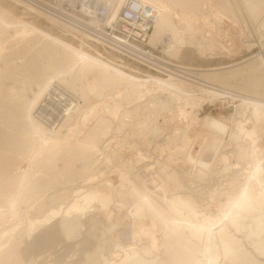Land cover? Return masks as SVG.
I'll list each match as a JSON object with an SVG mask.
<instances>
[{"label": "bare ground", "instance_id": "bare-ground-1", "mask_svg": "<svg viewBox=\"0 0 264 264\" xmlns=\"http://www.w3.org/2000/svg\"><path fill=\"white\" fill-rule=\"evenodd\" d=\"M75 1L76 0H69V2ZM100 1L101 0H97L95 2ZM127 1L128 0H124L122 3H120L119 0L101 1V4L103 3V5L109 9L107 17L101 18L96 13H93L88 20L89 23L93 27L101 28V30L106 25H112L113 28H118L119 13ZM136 1L141 4L140 13L144 14L146 16L145 18L149 19L152 23L151 31L149 35H147L146 41L141 44L137 43L136 46L131 44L126 46L124 44L126 40H122L123 37L115 33L114 37L111 38L109 35H104V40H101V38H97V36L91 33L82 31L73 24L63 21L62 19L60 20L66 27L70 26L76 36H79L81 39L87 40L88 42H94V39H100L103 44L106 43V46H112L114 50H110L112 53L115 51L122 53L123 50L121 48L123 47L133 49L136 53H133L134 55L128 54V56L140 60L161 74L169 75V73H176L181 77H183L184 74H188V78L190 75L195 74L197 77L203 76L215 81H224L225 77H231L228 81H233L236 77H242L240 74H247V72L250 73L253 71L261 97H251L249 98V100H251L242 106L252 108L255 117L258 120H264V53H260L254 57L252 62L244 68L240 67L238 69L229 70H222V68L210 70L203 69L200 71L194 70L196 72H193L185 68L182 69V67L167 60L164 56L159 57L154 54L155 51L153 50V48L157 47L152 45L154 41L159 40L161 37L164 39L172 37L177 46L174 47L173 45H169L167 48L169 42H173L167 40L166 48L169 53L176 57L179 56L182 51L181 48L186 41V37L184 36L186 27L184 28L182 25L185 24L184 22L188 18H192L194 15H201L199 12L202 10L210 12L216 7L222 14L227 15L230 13L228 15L232 16L235 14L234 10H232L233 7L238 5L234 4L232 7V5H228L229 3L226 2L227 0H219L220 2H216L217 0H212V2L210 0H152L156 2V8L154 9L156 10L155 14L157 17L156 21H154V19L150 17L152 14L149 15L151 13V7L145 5L141 0ZM242 2L245 3L243 4ZM240 3L241 6L247 5V8H242L243 10L246 8V11L249 12H246V15L250 14L249 16H254V20L255 15L259 18L260 14L264 12V0H244ZM90 7L91 6H86L87 9ZM158 7L160 8L158 9ZM238 8L239 7L236 9ZM93 9L95 11L96 7H93ZM0 18H2L3 21L8 20V16L4 12H1ZM79 18L85 19V16L79 15ZM260 27L263 29L264 23L261 24ZM260 27L259 29H261ZM23 32H26V30ZM30 32L32 33L31 30ZM35 35H39L42 37L41 39L45 40H43L44 43H42V45L40 43V46H38V41H40L38 39V47L36 49L33 47L35 51L33 48L34 52L29 50L33 53H30L32 54L31 57L29 54L30 60L26 59L28 57L26 56L28 52L25 54L22 52V50L26 49L21 48H25L26 46H23V44L26 45L31 41L29 40L28 42L27 40L28 43H23L21 47L18 45L19 50L26 56V58L23 56L26 62H23L20 66L11 68L12 70H6L7 68H5V66L4 68L6 71L0 69V221L5 218V213L14 205L15 198L18 194L21 195L23 199H28L42 194L43 191L53 186L57 181L72 182L81 177H87L86 180H88V182L95 179L96 176L94 177L93 174L94 172L97 173L96 171L101 167H98V165L110 159L108 154L105 153V149L111 142L110 137L112 135L109 134L112 132L111 129L113 127L111 119L112 116L118 115V108L123 101L122 98L125 97L124 99L137 100L143 97L141 93H145L139 92V90H146L138 84L136 79L127 76L114 67L101 63L94 57L85 53L82 49L73 48L60 39L49 37L44 33ZM35 35L33 36L34 38L36 37ZM23 40L22 42H26ZM187 43H189V46L197 44L196 41L189 42V40L186 41V44ZM196 46L198 48L199 45L197 44ZM16 47L17 46H15V49ZM18 47L16 49L17 51ZM12 49L11 51H13ZM20 51L17 56L21 54ZM5 54L7 55L5 56L6 63L8 61L12 63L11 57H13L15 53L12 55L6 52ZM117 57L122 63L126 62L124 56L119 55ZM11 63L9 64L10 66L13 65V63ZM9 65L7 64L6 66ZM60 73L64 74L62 75L63 77L66 76L65 79L62 77L63 82H66L65 85H68V87L74 90V93L75 91L78 92V98H74L73 95L70 96L72 100L75 99V101H77L72 102L74 104L76 103L77 106L76 109L71 110L70 106L72 105L69 101V97L67 100V96H65L70 106L68 105L69 107L67 108L64 106L66 109L60 110L61 113L58 115L57 119L64 120L66 115H71L76 116V120L74 119L75 121H72L71 130L68 129L69 134L73 132L71 135L64 136L57 140H50L49 137L48 140L47 132L49 130L46 129L43 122L40 123L41 121H36L32 115V110L34 106L36 107L35 104L39 100V95L43 92L45 93V90H47L43 88L47 85L50 86L52 79L55 77H59L60 79ZM19 74L22 79H19ZM9 77H18L19 81L21 80V82L23 81V83L25 82L27 85L32 82L38 86L36 87L38 89V94L36 92L37 95L31 99L25 98L24 92H26L27 89L23 91L25 88H22L21 90L23 83L19 82L22 84L20 85L18 82H15V78V80H13L15 85L18 83L21 86L20 89L17 87V90L21 91L18 92L19 98L17 100L14 99L16 96L14 97L13 95H17L16 92H13L14 89L8 90V88H5V80H8ZM179 79H173L171 84L165 83L164 80H157L155 87H157V89L170 88V90H175L178 84L177 89H179L180 83H186ZM224 82H227V80ZM229 83L230 82H228V84ZM177 89L175 91H177ZM105 92H109L108 94L113 95L112 99H110L114 100L112 103L113 106L101 100ZM51 93L54 94L52 91ZM175 93L178 94V92ZM91 95L98 97V100L85 105L80 103L82 100L86 103ZM182 95L184 96V94ZM242 108L244 107H241V109ZM74 112H76L77 115H74ZM243 114V116L246 115L245 113ZM123 115H127V113H123ZM240 122H235L237 128L240 130L238 132H243L247 137L252 138L254 142L256 140L255 129L249 130ZM244 123L246 124V121ZM57 132L59 133V131ZM153 132L158 133V130L154 128ZM245 135L243 138H246ZM253 142H251V144H253ZM258 147L259 146L256 147V150ZM37 150L41 151V153H46V155L35 162L37 172L41 173H39L40 176L35 177L31 174L32 172L30 173L25 163L29 158H33ZM256 150H252V153ZM239 151V157L245 162L247 161L245 160L247 157L248 161L250 160L249 156H252L250 161H253L255 158L254 156L256 154L250 155L246 151ZM35 158L37 157L35 156ZM28 164L30 163L28 162L27 165ZM16 169L20 171L17 170L16 172ZM166 176V179L168 178V180H170L171 189L168 195H164L165 197L158 194L156 190V192H154V190L149 187L148 181L144 180L139 174L126 175V173L123 174L122 177H125V179L129 180L131 183V188L127 191L116 189V186L114 187L112 183L107 180L108 182H103L97 186H92V184L83 189L79 187L74 188L67 194L56 193L52 195L49 200L51 203L50 207L41 208L39 215L25 221L23 220V227L15 234L8 237L5 235L7 238L3 241L0 238V264H27L25 261L27 252H32L34 250L38 251L53 246L63 238L72 239V237L75 238V236H79L83 225L81 215L84 214L94 202L98 204L99 209L101 208L100 210L103 212V216L104 214L110 213V208L114 203L119 210L127 209L130 215L129 223L131 225V231H124L121 233H124V236L131 234L132 238L137 240H140L143 235H145V238L147 234V237H149L147 239L148 246L138 249L139 247L137 248L135 245H122L119 238L114 233L112 239L122 253L120 259L111 262L104 256L103 247L98 245L96 249L86 254L85 264H219L218 259L220 257L224 259L227 264H264V262L260 260V258H264V192L261 191L255 195L248 193L244 197L238 198L232 197L224 204L221 201L213 203L215 207L213 209L216 210V212H203L204 210L197 205V199L194 198L193 195H189V193L182 190L185 188L186 184L178 178L177 172H169ZM261 178V180H264V176ZM84 184H86V182ZM52 190L54 191V189ZM222 193L223 192H220V194ZM72 194H74L75 197L73 201L69 200ZM210 194L212 195L213 193ZM217 194L219 195V193ZM213 195L215 196V194ZM36 202L35 204L38 203ZM52 203L53 206L56 204L59 207H52ZM28 216L29 214H27V217ZM152 219H155L158 225L154 226L153 224L150 228L147 226V221H151ZM220 221L222 223L217 224ZM18 226L21 227V225ZM152 227L154 230V227H157L160 229V232H162L163 239L161 240L162 242L159 241L160 244L152 234ZM214 228L216 230H214ZM109 229L111 230V227H109ZM110 230H105V233L112 232V230ZM10 232L7 231V235L8 233L10 234ZM1 236L2 235H0V237ZM127 240H129V238H127ZM24 243L26 246L23 248L22 245ZM117 254H119V252H117ZM32 261L34 262V260Z\"/></svg>", "mask_w": 264, "mask_h": 264}, {"label": "rangeland", "instance_id": "rangeland-1", "mask_svg": "<svg viewBox=\"0 0 264 264\" xmlns=\"http://www.w3.org/2000/svg\"><path fill=\"white\" fill-rule=\"evenodd\" d=\"M123 1L124 0H119L120 3ZM141 1L145 5L151 7V13L149 15L152 14L150 17L156 21L157 15L155 14L156 10L154 9L156 8V2H153L152 0ZM210 1L212 2V0ZM218 1L219 0L216 2ZM234 1H236L237 4ZM241 1L244 0L226 1L229 3L228 5H232V7L234 4L238 5L233 7L232 10H234L235 14H231L232 16L228 15L230 13L227 15L222 14L216 7L210 12L202 10L199 12L201 15H194L192 18H188L184 22L185 24L182 25V27H186L184 33L186 41H196L199 45L198 48L196 46L197 44L189 46V43L186 44L185 41L184 46L181 48V54L176 57L169 53L167 49L169 45H173L174 47L177 46L172 37L165 39L161 37L152 44L158 47V49L157 47L153 48L155 51L154 54L159 57L164 56V58L173 62L177 66L182 67V69L185 68L193 72L203 69L210 70L222 68V70H229L246 67L252 62L254 57L260 53H264V28H261L263 25L260 27V25L264 23V12L260 14L259 18L255 15L254 20V16L251 17L249 16L250 14H247L248 16L246 15V12L249 13L246 11L247 5L241 6ZM242 3L244 4L245 2ZM0 5V14L1 12H4L8 16L7 21H3L2 18H0L1 70H12L11 68L20 66L23 62H26V59L30 60L31 58L29 59V54L32 53L30 51H33L34 48L36 49L40 46V43L42 45V43H44L43 40H45L41 39V36L38 35V37L35 34L44 33L49 37L60 39L64 43L71 45L73 48L82 49L85 53L94 57L101 63L114 67L127 76L136 79L138 84L146 89L145 91L142 89L139 90V92H145L141 93L143 99L128 100L124 99V95V98H122L123 101L121 100V105L118 108V115L112 116L111 121L113 127L111 129L112 132L109 133L112 135L110 137L111 142L105 149V153L108 154L110 159L108 160L109 162H102L98 165V167H101H99V169L97 167L98 170H95L97 173L94 172L93 174L94 177L96 176V181L93 179L88 182V180H86L87 177H81L72 182L57 181V184L55 183L53 186L48 187L42 194L28 199H23V197L18 194L15 198L14 205L7 213H5V218L0 221V235L3 236L0 238L2 241L21 229L25 220L39 215L41 208L50 207V197L56 193L67 194L74 188L79 187L83 189L92 184V186H97L107 180L110 181L114 187L116 186V189L127 191L131 188V183L129 180L125 179V177H122L125 173L126 175L139 174L144 180L148 181L147 183L149 187L153 189L154 192L157 191L158 194L164 196L168 195L171 189V183L168 178L166 179V174L172 171L177 172L178 178L186 184L185 188L182 190L189 193V195H193L194 198L197 199V205L204 210L203 212H216V210L213 209L215 208L213 203L221 201L224 204L232 197L238 198L244 197L248 193L255 195L261 191L264 192V180H261V177L264 176V120H258L253 114L252 108L242 106L250 101L251 99L249 100V98L251 97H261L253 71L250 73L247 72V74L242 73L240 74L242 77H236L233 81H228L231 77H225L224 81L227 80V82L222 80L215 81L203 76L197 77L195 74L190 75L189 78L188 74H184V76L186 75L185 77H181L176 73H169V75L161 74L140 60L128 56V53H125L124 51H122V53L115 51L114 55V53L110 52V50H114L111 47L106 46V43L103 44L100 40L94 39V42H96L94 43L76 36L72 31V28L70 26L66 27L60 20L61 18L68 22L73 21L70 12L74 11V7L70 5L69 0H0ZM237 7L241 10L236 9ZM242 7H246L244 9L245 11ZM78 8L79 3L76 4L75 10L77 11ZM159 8L160 7H158V9ZM259 27L262 30L259 29ZM24 29L27 33L23 32L25 31ZM107 31L109 33L111 32L110 27L107 28ZM93 33L98 35L96 31ZM34 35L37 38H34ZM38 39L41 42L38 41L37 46ZM22 40L26 42H22ZM27 40L28 42L29 40L31 41L28 43ZM167 40L173 42H169L167 45ZM23 43L28 44L25 45ZM22 44L26 47H21ZM18 45H20L22 49H26L21 50L24 54L28 52L26 54V56H28L27 58L19 50ZM15 46L18 47V51L16 50L17 47L15 49ZM11 49L13 51H11ZM19 51L22 55L20 54L17 56ZM6 52L7 54L10 53L12 55L15 53L13 57H11L13 63L11 66L9 65L11 61L10 63L9 61L7 63L5 61V56H7L5 54ZM32 54H30V57ZM119 55L124 56L126 62L122 63L117 57ZM23 56L26 59H24ZM5 64H8L9 66H6ZM4 66L7 68L6 70ZM116 66L120 67L118 68ZM60 74L61 75L58 74L60 79L59 77H52L54 79H52L51 85H47L43 88L44 90H47H45V93L43 92L39 95V100L35 104L36 107L34 106L32 110V115L36 121H41L40 123L43 122V125L49 130L47 132L48 140L49 137L50 140H57L64 136L71 135L73 132L69 134L68 129L71 128V125L73 124L72 121L74 119L76 120V116L71 115H66L64 120L57 119L58 115L61 113L60 110L62 111L69 107L70 103L72 105L70 106V109H76V103L74 104L72 102L77 101H75V99L72 100L70 96L73 95L74 98H78V92L75 91L74 93V90L68 87V85L66 86V82H63L62 80V75L64 74ZM243 75H246L247 77ZM18 76L20 79V74ZM15 78L9 77L8 80H5V88H8V90L14 89L15 91L13 90V92H16L17 94L15 95L13 93V96H16L14 99L17 100L19 98L18 92L21 91L22 88H25L23 91L26 89L28 90L24 92V97L27 99H31L38 94V89L36 88L38 87L37 85L29 81L30 84H28V88V85L25 84V82L23 83V81H19L18 77ZM65 78L66 76L63 77V79ZM173 79H179L186 83H180L179 89H177V84V91H175L176 89H157V87H155L157 80H164L165 83L171 84ZM13 80L18 83H23V85L19 83L22 87L18 83H16V86ZM228 82L230 83L228 84ZM17 87L18 89L21 87V90H17ZM51 91L54 92V94H52ZM65 92L69 93L67 94ZM175 92H178V94ZM108 93L109 92H105L103 99L101 100L106 104L112 105L114 100L110 99H112L113 95ZM181 93L186 96L184 97ZM65 96H67V100L69 97L70 103L69 101L67 102ZM97 100L98 97L91 95L86 103H84L83 100L80 103L85 105ZM241 107L244 108L241 109ZM242 112L246 115L243 116L244 114ZM123 113H127V115H123ZM75 114L77 115L76 112H74V115ZM245 121L246 124L244 123ZM235 122L242 123V125L249 130L255 129L256 142H253V139L247 137L243 132H238L240 130L237 128ZM154 128L158 130V133L153 132ZM57 131H59V133ZM242 133L246 138H243L244 135ZM251 142H253L254 145L251 144ZM257 146H259V150H256ZM251 149L256 151H253L252 153ZM239 150L246 151L250 155L256 154L254 156L255 158L253 161H250L252 156H249L250 160L248 161L247 157L245 159L248 161H246L247 164L239 157ZM42 153L39 150L35 151L33 158H29L25 163L29 168L30 173L32 172L31 174L35 177H38L41 174L40 172H37L35 162L46 155V153ZM138 154L141 155L139 156ZM35 156L37 158H35ZM28 162L30 164L27 165ZM17 170L18 169H16V172ZM98 176H100V179L97 178ZM168 181L170 185L168 184ZM85 182L86 184H84ZM52 189H54V191ZM220 192L223 193L220 194ZM210 193L215 194V196ZM217 193H219L220 196ZM74 199V194L70 195L69 200L73 201ZM35 202L37 204H35ZM97 206L98 204L94 202L92 206L81 215L83 225L79 236H75V238L72 237V239L63 238L53 246L38 251L34 250L32 252H27L25 255V261L27 264H85L86 254L96 249L98 245L103 247L104 256L111 262H115L120 259L122 253L112 239L114 233L117 235L122 245L131 244L133 246L135 245V247L137 246V248L139 247L138 249L148 246L147 239L149 237H147V234L145 238V235H143V238L141 237L140 240H137L132 238L131 234L124 236V233H121L124 231H131V225L129 223L130 215L128 214L129 211H127V209L119 210L114 203L110 208V213L106 215L104 214L103 216V212L100 210L101 208L99 209V206L98 208ZM52 207L59 206L56 204L53 206L52 203ZM27 214H29L28 217ZM221 223L222 222L220 221L217 224ZM17 224L21 225V227ZM153 224L154 226L158 225L155 219L147 221L148 227L151 228ZM94 225L97 226L95 227ZM109 227H111L112 232L105 233V230H110ZM154 228L155 230L152 227L154 230V232L152 230V234L160 244L163 239L162 232H160L159 228ZM214 230L216 229L214 228ZM7 231L12 232L7 235ZM127 238H129V240H127ZM25 246L24 243L22 247L24 248ZM117 252H119V254H117ZM219 259V264H227V262L224 259H221V257ZM32 260H34V262ZM260 260L264 262V258H260Z\"/></svg>", "mask_w": 264, "mask_h": 264}, {"label": "built area", "instance_id": "built-area-1", "mask_svg": "<svg viewBox=\"0 0 264 264\" xmlns=\"http://www.w3.org/2000/svg\"><path fill=\"white\" fill-rule=\"evenodd\" d=\"M69 3L72 7H74V11L70 12L73 21L66 22L73 24L80 28L82 31H86L93 35H95L93 32L96 31L98 35L95 36H97V38H101V40H104V35H109L112 38L114 37L115 33L116 35L123 37L122 40H126V42L124 43L126 46H128L129 44L136 46L137 43H144L147 39V35H149L151 31L152 23L149 19L145 18L146 16L144 14L140 13L141 4L136 0H128L123 6L121 12L119 13L120 17L118 20V28H113L112 25H106L102 30L99 27H93L88 20L93 15V13H96L101 18L107 17L109 9L105 5H103V3L101 4L99 2V4L98 2H95L93 0H76L75 2ZM77 3H79V8L76 11L75 6ZM86 6L91 7L87 9ZM93 7H96L95 11ZM79 15H84L85 19H80ZM108 27H110L111 29L110 33L107 31ZM121 49L125 53L129 52L128 54L134 55L136 53L133 49H129L127 47H123Z\"/></svg>", "mask_w": 264, "mask_h": 264}]
</instances>
